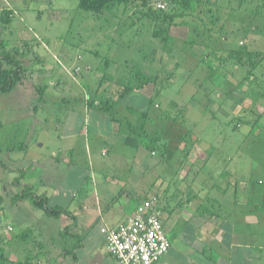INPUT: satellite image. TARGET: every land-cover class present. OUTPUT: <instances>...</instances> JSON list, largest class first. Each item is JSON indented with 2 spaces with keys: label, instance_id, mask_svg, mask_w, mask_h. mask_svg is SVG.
Returning a JSON list of instances; mask_svg holds the SVG:
<instances>
[{
  "label": "rangeland",
  "instance_id": "rangeland-1",
  "mask_svg": "<svg viewBox=\"0 0 264 264\" xmlns=\"http://www.w3.org/2000/svg\"><path fill=\"white\" fill-rule=\"evenodd\" d=\"M194 6L162 38L153 35L151 11L179 13L184 4L135 0L97 15L79 0H0V54L10 52L26 69L21 84L0 92V264L15 247L31 259L45 250L50 264H60L67 255L59 254L77 243L61 234L72 218L46 215L20 195L33 184V167L50 204L65 208L82 187L94 190L95 176H116L106 183L115 199L132 187L148 200L160 177L165 186H185L180 175L191 162L197 184L207 189L226 185L227 169L255 189L264 231V0ZM126 84L141 88L122 95ZM70 111L76 115L66 122ZM73 119L76 134L63 138ZM122 132L139 147L123 144ZM90 234L84 245L94 252L90 263L115 264L100 226Z\"/></svg>",
  "mask_w": 264,
  "mask_h": 264
},
{
  "label": "crops",
  "instance_id": "crops-1",
  "mask_svg": "<svg viewBox=\"0 0 264 264\" xmlns=\"http://www.w3.org/2000/svg\"><path fill=\"white\" fill-rule=\"evenodd\" d=\"M73 115L76 114L70 111L66 122ZM77 122L75 120L71 126L66 123L67 128L64 127L63 134L60 136L63 138L74 137ZM122 133L124 135L123 144L139 147L137 143H129L127 134ZM136 141L138 142V139ZM52 154H56L54 149ZM35 162L37 163V161ZM195 165L196 163L191 162L188 173L180 175L184 180L183 185L185 184L182 188L181 184L176 185V183L172 186H165V178H158L156 211L165 230H167L166 224H169L175 235L174 240L169 239L168 252L155 264H258L261 251L264 249V242L260 241V235L264 239V231L260 230L261 222L257 213L260 212L261 205L254 200L255 189L244 181H240V175L236 176L237 180H233L235 177L227 169L221 174L223 178H226L227 184L221 185V187H217L215 184L212 189H207L202 184H197V177L193 173ZM35 171L37 172L36 167L29 171L28 182L33 181L34 191L36 184L41 181L37 191L40 195L49 197L48 191H46L47 185L41 178V173L36 174ZM190 172L193 174L192 181L189 180ZM33 175H37V178H34ZM176 176L177 174L171 176L170 181H174ZM114 177L116 176L107 175L103 178L95 176L93 191L82 187L69 201L67 209L76 217L77 233L82 237L84 245L87 244V237L91 239L90 233L95 227L119 225L133 213L132 211L140 201L145 199V197L137 198L138 193H135L137 189H132V187L129 190H122L119 198L115 199L116 197L114 196V198L112 194L114 189L110 190V185L106 184L109 181H114ZM100 180L103 184L102 190L98 187ZM187 181L191 182L187 183ZM102 238L104 239L103 235ZM14 242L15 239L12 243ZM175 245L181 247L174 248ZM79 250L81 252L77 254L75 260L67 257L62 259L60 264H70L69 261L72 262L71 264H91L90 262L94 259L93 250L88 251L89 253L84 252L85 246ZM32 255L31 253L27 254L25 248L15 247L12 252L6 250L5 263L28 264L30 260L36 258L31 259ZM83 259L84 263H82ZM37 264L46 263L44 260ZM115 264H117L116 261Z\"/></svg>",
  "mask_w": 264,
  "mask_h": 264
},
{
  "label": "trees",
  "instance_id": "trees-1",
  "mask_svg": "<svg viewBox=\"0 0 264 264\" xmlns=\"http://www.w3.org/2000/svg\"><path fill=\"white\" fill-rule=\"evenodd\" d=\"M135 0H79V7L81 9H84L86 11L92 12L97 15H102L105 10L109 9L110 7H113L115 4L118 3H124L125 5H128L132 3ZM141 1H147V0H141ZM171 3H174L176 5L184 4L185 9L180 11L179 13H176V9L174 8L173 12H158L154 10L151 11V16L153 17L155 21V28L153 31V35L155 37H164L165 33H168L170 31V27L173 26L175 23H177L178 18L182 17H189L192 15V13L195 10V4L197 0H170ZM5 62L9 64L10 66L7 67L5 65ZM23 61L19 60L17 58H14V56L7 51H3L0 54V92H8L11 91L17 84H21L24 78V74L26 72V69L23 66ZM151 78L146 77L144 78V82L149 81ZM141 88V87H140ZM138 88V89H140ZM138 89L131 86L130 84H126L122 95H126L132 92L138 93ZM102 110H106L108 108L106 107H100ZM142 116L145 118L146 113H142ZM111 119L113 121H117L118 118L116 116H111ZM129 143H137L139 145L140 141H134L129 139ZM18 182V181H17ZM22 198H28L31 200V202L42 209L46 215L52 216V217H59V216H67L73 219V223L70 226H67L64 228L63 237H65V234H70L71 236L75 237L77 240L76 245L73 247L72 250H64L59 255L61 257L66 258L65 255H67L68 258L75 260L77 258V251L81 249L84 244L82 237L76 233L75 231H71L72 228L76 227V217L73 213H71L70 210H68L65 207H62L61 205H52L49 202V197L46 195H40L33 191L32 185H26L25 188L20 193ZM44 246V245H43ZM41 248V244H40ZM42 252V253H41ZM40 253V254H39ZM66 253V254H65ZM47 259V260H46ZM45 260L46 264H50L48 261L50 260L49 254L45 252V250H40L34 260H30L28 264H37L40 262H43ZM47 261V262H46Z\"/></svg>",
  "mask_w": 264,
  "mask_h": 264
},
{
  "label": "built area",
  "instance_id": "built-area-1",
  "mask_svg": "<svg viewBox=\"0 0 264 264\" xmlns=\"http://www.w3.org/2000/svg\"><path fill=\"white\" fill-rule=\"evenodd\" d=\"M156 202V197L143 199L125 221L100 228L106 250L117 264H155L168 252L170 240Z\"/></svg>",
  "mask_w": 264,
  "mask_h": 264
}]
</instances>
